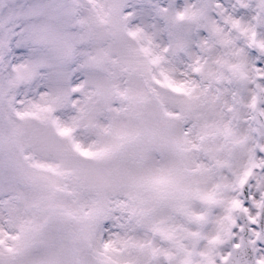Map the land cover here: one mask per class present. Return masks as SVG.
<instances>
[{
  "label": "snow or ice",
  "instance_id": "6c2138e0",
  "mask_svg": "<svg viewBox=\"0 0 264 264\" xmlns=\"http://www.w3.org/2000/svg\"><path fill=\"white\" fill-rule=\"evenodd\" d=\"M0 264H264V0H0Z\"/></svg>",
  "mask_w": 264,
  "mask_h": 264
}]
</instances>
